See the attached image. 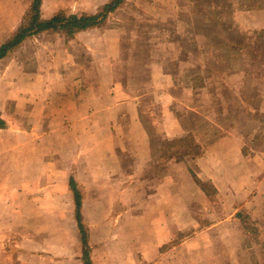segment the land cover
<instances>
[{
  "label": "crops",
  "instance_id": "crops-1",
  "mask_svg": "<svg viewBox=\"0 0 264 264\" xmlns=\"http://www.w3.org/2000/svg\"><path fill=\"white\" fill-rule=\"evenodd\" d=\"M111 1L40 0V19L94 16ZM124 1L97 25L70 36L44 31L0 59V264H84L70 178L81 195L90 264H264V241L244 223L264 230V149H248L247 135L222 125L231 104H251L256 94L264 118V0H138L168 31L151 42L162 54L156 59L141 54L144 39L129 52L124 31L133 37L136 24L111 22ZM27 8L0 0V45ZM212 18L219 23L210 26ZM27 45L36 48L29 60L12 57ZM237 76L235 102L226 82ZM171 86L196 96V107L185 108L193 118L178 111ZM188 132L202 153L169 159L178 146L168 143ZM152 145L154 166L166 170L144 184L136 176L155 168ZM117 180L127 182L125 209L112 216ZM182 192L202 211L203 227L186 212Z\"/></svg>",
  "mask_w": 264,
  "mask_h": 264
},
{
  "label": "rangeland",
  "instance_id": "rangeland-1",
  "mask_svg": "<svg viewBox=\"0 0 264 264\" xmlns=\"http://www.w3.org/2000/svg\"><path fill=\"white\" fill-rule=\"evenodd\" d=\"M31 1L32 0H24V3L26 4L27 7H29V5L31 4ZM150 13H151V7L148 6L146 3H142L138 0H126V1H124L121 9L113 14V16H112L113 20L111 22H115V20L121 21L122 24L125 22L126 23L125 29H129L131 25L133 26L136 24L135 26H136V33L137 34L133 35V37L128 36L126 30L124 31V34H125L124 42L127 43V45L130 44V46H131L129 48L130 49L129 52L134 53L135 43H138L139 39L140 40L144 39V41H145L144 47H146V49L142 50L141 54L143 56L149 54V56L153 57V59H156L158 57V55L161 54V51L159 54V52H157L155 49L156 47L151 42H154L155 38L157 39L159 37L158 36L159 34H164L165 36H168L167 35L168 31L163 30L160 26H157V24L154 22L152 17H150ZM211 17H212V15H211ZM206 23H208V22H206ZM215 23H219V20L212 18L211 23L209 22L210 26H214ZM200 24L205 28L210 27L209 25L208 26L203 25L204 21L200 22ZM211 33H212V35H214L219 40V37H217V35H216V34L219 35L218 30H216V31L211 30ZM127 48H128V46H127ZM214 49H217V48H214ZM35 50H36V48L33 45H27L24 49L19 51L20 53H18V51H17L16 54H14L12 57L16 58L19 55H21L22 56L21 58H27L29 60L31 53L33 55H34V53H36ZM218 54H220V52ZM244 54L247 55V49H245ZM239 80H240V76H237L234 79H231V78L228 79V81L226 82V83H228V90H229V96L228 97L231 98L232 101H235V102H237V99H236V97L233 98L234 95L232 93L235 91L234 86L236 85V83H239L238 82ZM170 90H173L170 92H172L174 97L177 99L178 104H179L178 105V111L182 112L183 117L187 114L185 111L186 107H188V106L190 108L196 107V105H197L196 96L194 97V96L184 95V94L180 93V91L172 89V86H171ZM258 95L260 96V94H256V96H255V98L251 104H248L245 106L243 105V107L234 108L235 104L234 105L231 104L230 110H229L227 116L222 119L223 122L221 121L222 125H224L225 127H230V126L238 127L243 132L244 135H247L249 137V139L252 142H254V143H252L250 141V143H249L248 149H251V150H255V149L256 150H263L264 149V118H262V117L260 118L258 116V114L256 113L257 103H258L257 98L259 97ZM193 116L191 114H187V118H193ZM184 118H186V117H184ZM192 126H194V125H192ZM190 129H192V128H190ZM211 131H212V129L210 128V132ZM208 132L207 133L205 132V134H208ZM5 134H7V133H5ZM252 139H255V140H252ZM153 145H157V143H153ZM153 145H152L153 155H152V161H151L152 165H150V166L155 167V168H151L150 171L145 172V173L139 172L136 176V177H139L140 181L143 182L144 184L156 183L157 181H159L162 178L163 172L166 170L165 166H160V165L154 166L155 164H158V162H159V158H158L159 153H158L157 146H153ZM6 166H8V167H6L5 176L9 172L10 175L8 177L11 178L12 177V165H11V163H8V165L6 164ZM7 181H11V179L7 180ZM126 183L127 182L124 180H117V181H111L110 182L111 190H114V193H112V195H114V198L112 199V205H111V215L112 216L115 214L118 215L119 213H122V211L125 209V207H124L125 205L123 203L122 198H120V195L122 194L123 187L126 185ZM182 195H183L186 203H188V205H189V206L187 205L188 211H186V212L187 213L189 212L192 216L197 217L198 225L203 227V225H205V221L203 219L204 215L202 214V211L200 210V208L198 206H196L192 202V200L189 198V196L185 192H182ZM187 213L185 214L186 216H187ZM246 223L248 224V226H250V228L252 227V228L257 230V232L259 234V239H260L259 241H262V240L264 241V230L261 229L260 227H257L253 222L250 223L248 221ZM253 225H255V226H253ZM103 229H106V230L123 229V225L120 224L117 226V224H114L113 229H112L106 223L104 225ZM189 235H190V232L186 231V232L182 233L181 237L177 238V240L183 241ZM108 241H110V243H112L114 240H108ZM110 246H111V244H110ZM167 246H169V245H167ZM112 251L114 253L116 252L113 248H112Z\"/></svg>",
  "mask_w": 264,
  "mask_h": 264
},
{
  "label": "trees",
  "instance_id": "trees-1",
  "mask_svg": "<svg viewBox=\"0 0 264 264\" xmlns=\"http://www.w3.org/2000/svg\"><path fill=\"white\" fill-rule=\"evenodd\" d=\"M123 2V0H112L109 4L105 5L102 11L94 16H86L82 15L80 17L69 16L65 17L63 15L57 14L50 20H42L40 19V0H32L31 4L27 8L24 17L22 19L21 26L17 29V31L2 45H0V59H2L6 54L17 47L25 38L37 35L44 31L61 29L64 31L66 35H72L75 30H85L98 23L102 22L106 15L110 12H113L117 7ZM193 84L198 89L202 84L201 78L199 76H195L193 78ZM181 117V115H180ZM5 128L4 121L0 118V129ZM188 136L182 140L174 141L168 143L170 147H176V151L174 153H170L167 157L174 158L176 162L183 161L185 157L191 156L193 159L199 157L202 153L201 145L198 143H194L192 133L188 132ZM132 177L135 178L133 175ZM195 179V176L193 174ZM137 178V177H136ZM196 183L203 186L195 179ZM69 187L72 193V197L74 200V218L76 221V226L78 232L80 234V240L82 247L84 248L83 252V263L90 264L88 259V245H87V230L82 223L81 216V195L76 188V185L72 178L69 180ZM244 221L249 220L248 216L243 217ZM246 223V222H244Z\"/></svg>",
  "mask_w": 264,
  "mask_h": 264
}]
</instances>
